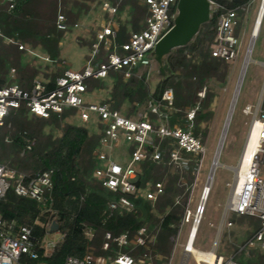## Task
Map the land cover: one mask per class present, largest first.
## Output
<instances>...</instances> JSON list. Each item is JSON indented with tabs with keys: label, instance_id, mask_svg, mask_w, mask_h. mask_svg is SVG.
<instances>
[{
	"label": "built area",
	"instance_id": "2783aa9c",
	"mask_svg": "<svg viewBox=\"0 0 264 264\" xmlns=\"http://www.w3.org/2000/svg\"><path fill=\"white\" fill-rule=\"evenodd\" d=\"M122 1H98L103 21L95 23L92 30L94 38L79 68L70 69L63 60L56 62L46 55L44 60L55 63L62 69V72L55 76L52 85H49L47 79H34L28 89L15 83L0 86V127L4 125L8 110L19 108L21 105L29 114L42 118L60 116L65 109L72 108L75 111L74 115H77L82 122H93L97 132H100L98 145L93 150L98 161V165L93 170V177L114 195L107 200V212L134 211L131 197L142 196L153 202L163 193L161 181L154 182L152 186L150 184L144 187L137 186L140 162L146 158L155 161L160 159L161 151L158 149L160 141L166 143L167 164L181 172L179 183L184 186L187 196L183 202L182 195L176 196L174 200V204H181L183 210L176 232L169 236L172 241V252L163 255L155 251L152 245L155 241L154 228L147 231L144 226H140L132 239L128 238L127 231L117 236H113L110 231H104L100 246L104 254L95 255L88 247L81 256L67 255L62 264H171L176 245L181 249L178 264H186L189 257L193 259L194 264H240L235 254L224 256L215 252V244L208 250L195 247L207 200L203 206L200 204L205 192V187H202L199 204L193 211L189 208L193 199L195 179L205 151L202 136L193 133V119L200 107V100L205 97L206 85L197 91L198 100L192 106L185 108L182 124L178 117L171 121L172 114L177 111L173 106L174 97L171 88H165L159 98L149 96L145 99V109L137 113L133 111L134 116H132L133 113L129 116L122 114L109 100L86 99L85 95L93 91L87 89L89 80H103L108 77L110 71L121 72L124 78H129L133 68L147 66L154 61L150 52L173 24L177 0H139L140 4L146 6L147 11L143 19L144 26L139 30H129L126 40L120 42L117 40L116 20L118 21V16L120 18L122 14L120 13ZM209 1L211 15L213 12L218 13L215 34L210 44V54L230 63L237 58L240 45V35L236 32L240 26V13H247L248 6L253 0L234 7L221 5L214 0ZM16 2L17 0H0V12L12 11ZM262 2L264 0L258 2L250 32ZM263 14L264 7L258 33ZM64 21V15L58 12L56 27L62 30L69 28ZM77 26H79L78 23L73 24V27ZM7 41L17 43L10 38ZM18 48L28 50L22 43H18ZM11 70L14 71L13 68ZM241 111L245 115H250L251 118L237 163L232 166L233 179L218 229L232 226L233 222L228 218L230 214L257 218L258 228L241 244L237 253L246 249H257L264 254V108L259 100L254 106L245 104ZM251 137L254 138V144L246 166L242 167ZM154 138L158 139L157 143H154ZM4 141L8 142L9 138L6 136ZM122 142L126 143L128 158L113 157L114 149L118 148ZM32 144V138H25V149H30ZM23 151L24 149L21 154ZM190 162H193L191 168L193 179L187 182L186 175L190 169ZM237 167L238 173L235 172ZM241 170L243 175L240 179ZM52 172V168H47L27 173L11 166L7 158L0 160V199H3L8 191H12L17 196L36 201L41 206V210L33 224L39 225L44 230L42 240L38 242L33 234L32 225L6 221L0 214V264H25L23 258L36 260L39 257L38 248L43 249V253L48 256L57 243L64 238L65 232L60 230L61 217L58 210L52 206ZM204 185H207V180ZM53 221L57 222L58 228L50 232ZM185 224H188V227L185 236L180 239L181 229ZM83 231L86 236L92 235L87 228ZM50 233L57 234L55 238H50L55 240H47ZM127 243L129 246L125 249L124 246ZM211 256H213L212 260H210Z\"/></svg>",
	"mask_w": 264,
	"mask_h": 264
},
{
	"label": "trees",
	"instance_id": "16d2710c",
	"mask_svg": "<svg viewBox=\"0 0 264 264\" xmlns=\"http://www.w3.org/2000/svg\"><path fill=\"white\" fill-rule=\"evenodd\" d=\"M88 1L17 0L12 11L0 12V86L15 83L28 89L40 74L39 68L23 60L22 52L26 50L19 49L18 43L32 47L39 46L50 59L61 62L62 59L58 58L60 41L64 33L88 11ZM214 1L227 7H234L249 0ZM124 11L127 17L125 19L118 17V21L122 22L120 30L126 40L129 30H139L144 26L143 19L147 11L146 6L140 4L139 0H123L120 13ZM58 12L64 15V22L69 28L62 30L56 27ZM217 15V12H213L210 19L200 26L191 42L173 49L166 56L165 61L170 72L162 77L152 92H149L144 82L145 76L135 75L137 67L132 69L129 78H124L121 72L110 71L108 77L114 79L111 99H108L111 104L119 109L123 100L130 102L131 107L124 113L129 116L135 110H133L135 102L139 104L149 96L159 98L165 88H171L174 97L173 106L177 110L172 114L171 121L178 117L182 124L185 108L192 106L198 100L197 91L208 80L223 82L227 75L228 63L210 54ZM127 22L130 24L129 30L126 28ZM8 38L14 39L17 43L7 42ZM93 38L92 32L86 44L90 45ZM53 64L56 69L44 74L49 85H52L55 76L62 72L61 67ZM10 68L14 69L13 78L8 77ZM102 82L103 80L100 79L89 80L87 89L90 91L99 89L103 85ZM206 90L205 97L200 100V107L193 119V133L201 135L202 138L206 136V130H200L199 124L210 118L208 107L214 97L212 91ZM262 105L264 108V102ZM74 114V109L68 108L60 116L42 118L29 114L21 105L19 108L8 110L4 125L0 127V160L6 157L11 166L27 173L40 169H53L52 206L58 210L61 217L60 230L65 232L64 238L48 256L43 253V249L38 248L39 257L36 260L24 258L22 260L25 264L37 262L62 264L67 255L81 256L88 247L93 253H100L104 231H110L113 236L127 231L128 238L132 239L140 226H144L147 231L154 228L155 241L152 244L154 250L168 255L172 248L169 236L176 232L183 210L181 204H174V200L176 196L182 195V202L185 201L187 192H184V186L179 183L181 172L167 164L166 143L164 141L159 143L161 157L158 161L146 158L140 162L137 180L138 187L147 184L152 186L154 182L161 181L163 193L153 202L142 196L131 197L134 211L107 212V200L114 195L93 177V170L98 165L93 150L98 145L100 132H90L83 125L61 123ZM51 124L59 129L58 136L45 130L46 126ZM6 136L9 138L8 142L4 141ZM25 138L33 139V144L28 150L25 149ZM157 142L158 139L154 138V143ZM192 167L193 162H190V169L186 175L187 182L193 179ZM40 210L41 206L36 201L17 196L12 191H8L5 197L0 199L2 218L9 222L32 225L33 234L38 242L42 240L44 230L33 222L39 216ZM241 217L246 218L251 227L248 238L258 228L259 222L252 216L241 215ZM86 228L92 232L91 236L84 234L83 230ZM253 254H256V261L253 260V264H264L263 253L256 249V253Z\"/></svg>",
	"mask_w": 264,
	"mask_h": 264
},
{
	"label": "rangeland",
	"instance_id": "374dc122",
	"mask_svg": "<svg viewBox=\"0 0 264 264\" xmlns=\"http://www.w3.org/2000/svg\"><path fill=\"white\" fill-rule=\"evenodd\" d=\"M98 1L99 0H89L87 2L89 8L87 12L81 15L79 21L77 22L79 26H72L64 33L63 38L60 41L61 44L59 45L58 58L66 62V66L70 69H77L81 66L84 56L89 52V45L86 43L93 32L92 30L95 26V23L98 24L99 22L103 21L101 16L102 12L100 6L98 5ZM258 2L259 0L251 1L250 5L248 6L247 13L243 12L242 15H240V26L237 29V32L240 35L238 54L234 61L228 63V71L225 80L223 82H219L215 79H210L205 83L207 89L213 92L214 97L208 107V110L211 113L210 118L206 121H202L199 124L200 130H206V136L203 138V146L205 151L201 166L198 170V175L195 179L194 191L192 192L193 199L189 206L192 211L195 209V206L199 204L201 189L205 184L209 173L210 165L219 140L233 89L235 87L246 50L248 48L251 36L250 28ZM126 17V12L124 11L121 14V19H125ZM116 23L118 25L117 40L122 42L124 41L120 30V23L122 22H118L116 20ZM84 27H88L89 33L86 32V29H83ZM126 28L127 30L130 29V24L128 22L126 23ZM22 44L24 47H26V49H28L22 52L23 60L34 65L40 70V74L36 76L35 79L46 80L44 74L53 72L56 67L53 63L44 60L46 54L41 47H32L31 45H26L24 43ZM250 58L258 61H264V14L259 33L254 39ZM11 69L12 68H10L8 72L9 78L14 77V71L12 72ZM135 75L137 77L145 76L144 82L148 87L149 92L154 90L157 83L163 77L158 73V65L155 61H152L147 66L138 67L135 71ZM113 81V78H104L102 87L99 89H94L92 92L86 94V99L89 101H102L111 99V88L114 83ZM263 85L264 63H257L250 60L246 66L230 123L219 155L220 165L215 168L213 173L210 193L205 203L204 214L199 225L197 240L195 243V247L202 250H208L212 247L213 240L216 238L218 241L215 246V252L224 256H231L235 254V258L240 264H253L252 262L256 258V254H253L256 253V249H246L237 253V250L240 249L241 244L247 238L248 231L251 230V227L248 224L249 222L244 217L230 214L228 215V218L232 220V226L229 228H223L222 230H219L218 226L233 179V171L231 167L237 163L251 118L250 115L243 114L241 109L245 104H251L254 106L257 96L260 95L264 97ZM144 101L139 104L135 102L133 107V110L135 109V113L142 112L145 109ZM131 105L132 104L130 102L123 100L120 104L119 111L124 114L127 112L129 107H131ZM135 113H133L132 116H134ZM61 123L83 125L87 127L90 132H97L93 122L84 123L77 115L67 117ZM45 130L50 131L54 136H58L60 134L59 129L53 124L47 125ZM125 144V142H122L118 148L114 149L113 157L116 158L118 156H123L128 158ZM187 227L188 224H185L182 227V236L180 239H183L185 236ZM56 236V233H50L47 238H55ZM151 237H153V235H151ZM129 243L124 246L125 249L129 246ZM94 248L96 247L94 246ZM94 254L99 255L104 254V252H94ZM180 257L181 249L176 245L172 253L171 264H178ZM186 264H194L193 259L189 257Z\"/></svg>",
	"mask_w": 264,
	"mask_h": 264
},
{
	"label": "water",
	"instance_id": "95a60500",
	"mask_svg": "<svg viewBox=\"0 0 264 264\" xmlns=\"http://www.w3.org/2000/svg\"><path fill=\"white\" fill-rule=\"evenodd\" d=\"M210 17H211V6L209 0H177L176 15L173 18V24L171 28L159 39V41L155 44L154 49L150 52L152 59L158 65V73L161 76H165V74H168L170 72L168 64L165 61L166 56L173 49L185 46L189 42H191L194 36L198 33L200 26L203 23H206L210 19ZM251 39L252 36H250L249 44ZM243 63L235 87L233 89V93L229 102V106L221 129L219 140L215 148L214 157L217 153L219 155L220 149H222L221 147L223 145L224 138L226 136L229 120L233 112L234 105L244 75V71L241 74ZM231 169L232 171H234V168L231 167ZM214 170L215 168H213V161H212L206 179L207 183L209 181V178L211 177L213 178ZM57 228H58L57 222L53 221L49 231L50 232L56 231Z\"/></svg>",
	"mask_w": 264,
	"mask_h": 264
},
{
	"label": "bare ground",
	"instance_id": "6f19581e",
	"mask_svg": "<svg viewBox=\"0 0 264 264\" xmlns=\"http://www.w3.org/2000/svg\"><path fill=\"white\" fill-rule=\"evenodd\" d=\"M263 7H264V2H262V5H261V8H260V10H259V14H258V16H257V18H256V22H255V24H254V27H253V29L251 30V32H250V35L252 36V39H251V41H250V44H248V48H247V50H246V54H245V57H244V63H243V67H242V72H241V74L243 73V71H244V73H245V70H246V66H247V64L250 62V60H251V58H250V53H251V49H252V42H253V40L256 38V36L258 35V28H259V23H260V20H261V14H262V9H263ZM254 43V42H253ZM244 68H245V70H244ZM244 76V75H243ZM238 96V95H237ZM231 116H232V114H231ZM230 119H231V117H230ZM227 123V122H226ZM229 123H230V120H229ZM228 126H229V124H228ZM228 129V128H227ZM253 144H254V138L253 137H251L250 139H249V142H248V145H247V148H246V151H245V157H244V161H242V167H244V166H246V161H247V159H249V157H250V154H251V149H252V146H253ZM222 148V147H221ZM215 152V151H214ZM220 152H221V149H220ZM219 155H220V153H219ZM219 155H218V153L215 155V157H214V155H213V157L214 158H212V161H213V168H216L218 165H220V162H219ZM235 172L236 173H238V167L235 169ZM242 175H243V172H242V170L239 172V177H240V179L242 178ZM236 178L238 179V177H237V174H236ZM237 181V180H236ZM236 181H235V183H236ZM210 184H212V177L211 178H209V181H208V183H207V185H204L203 187H205V192H204V194L202 195V197H201V195H200V197H201V201H200V204L203 206L204 205V203H205V201L207 200V198H208V195H209V193H210V189H211V187H210ZM208 191V192H207ZM202 192V191H201ZM206 193H207V195H206ZM199 256V255H198ZM197 256V257H198ZM213 259V256H211L210 257V260H212Z\"/></svg>",
	"mask_w": 264,
	"mask_h": 264
},
{
	"label": "crops",
	"instance_id": "0c3cea01",
	"mask_svg": "<svg viewBox=\"0 0 264 264\" xmlns=\"http://www.w3.org/2000/svg\"><path fill=\"white\" fill-rule=\"evenodd\" d=\"M87 28H88V27H87ZM87 28L84 27L83 29H86V32L89 33V29L87 30ZM60 44H61V42H60ZM252 47H253V45H252ZM251 51H252V49H251ZM250 54H251V53H250ZM251 60H252L253 62H257V63H264V61H258V60H254V59H252V58H251ZM263 99H264V97L259 95V96H257V100H256V102L259 101V100H261V106H262V107H263L262 104H263V102H264ZM255 104H256V103H255ZM47 240H55V239H47ZM217 241H218V239L214 238V240H213V244H212V245H214V244L216 245V244H217Z\"/></svg>",
	"mask_w": 264,
	"mask_h": 264
}]
</instances>
